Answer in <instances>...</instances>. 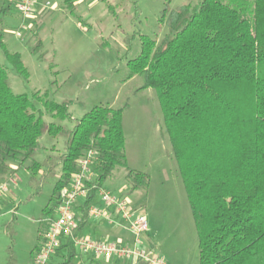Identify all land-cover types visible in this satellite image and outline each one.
I'll list each match as a JSON object with an SVG mask.
<instances>
[{
  "label": "trees",
  "instance_id": "1",
  "mask_svg": "<svg viewBox=\"0 0 264 264\" xmlns=\"http://www.w3.org/2000/svg\"><path fill=\"white\" fill-rule=\"evenodd\" d=\"M171 1L161 18L168 34L160 43L142 37L139 55L127 64V80L142 76L138 92L154 89L158 95L197 231L199 264H264V0H201L177 10L170 9ZM64 4L75 7L73 0ZM10 10L11 5L0 9V18ZM1 25L0 20V30ZM5 56L28 78L18 53L5 49ZM33 98L41 100L36 94ZM71 105L44 102L45 111L62 122L70 118ZM123 115L124 108L98 106L73 128L47 125L28 95L13 92L7 69L0 65V180L18 172L13 162L33 159L45 134L65 139L64 155L33 159L29 167V183L39 194L61 166L43 211L44 232L77 160L88 150H96L98 159L95 188L80 208V231L89 225V207L99 189L118 168L127 170L132 192L149 188L150 176L128 167ZM16 220L14 214L8 225L11 239ZM9 252L7 264H15ZM56 255L60 264H74L80 256L70 240Z\"/></svg>",
  "mask_w": 264,
  "mask_h": 264
},
{
  "label": "rangeland",
  "instance_id": "2",
  "mask_svg": "<svg viewBox=\"0 0 264 264\" xmlns=\"http://www.w3.org/2000/svg\"><path fill=\"white\" fill-rule=\"evenodd\" d=\"M74 1L75 7L69 10L63 0H37L34 15L24 18L18 12V0H13L10 12L0 18V65L7 69L13 92L28 95L43 112L47 125L73 128L95 107L124 108L128 167L148 174L150 186L132 192L127 170L118 168L105 187L117 195H130L133 205L140 207L149 224L146 237L156 244L157 254L171 264H199L197 231L158 95L154 89L138 92L144 84L142 76L127 80V64L139 55L142 37L160 43L168 34V27L161 22L167 0ZM200 1L172 0L170 9L195 7ZM3 6L0 1V8ZM18 32L22 38L17 37ZM5 49L21 56L28 78L20 76L7 61ZM34 94L41 100L34 99ZM46 100L59 104L71 101L70 118L65 122L52 118L45 111ZM39 146L33 156L38 162L66 152L65 139L48 134ZM33 159L13 162L18 175L11 182L9 176L1 180L8 182V193L0 205V264H7L10 248L15 264H31L44 232L47 216L43 211L61 166L56 168L57 177L44 183L37 194V188L29 183ZM14 214L17 220L11 239L7 229ZM61 261L56 255L52 264ZM111 263L83 255L74 262ZM120 263L131 264H114Z\"/></svg>",
  "mask_w": 264,
  "mask_h": 264
},
{
  "label": "built area",
  "instance_id": "3",
  "mask_svg": "<svg viewBox=\"0 0 264 264\" xmlns=\"http://www.w3.org/2000/svg\"><path fill=\"white\" fill-rule=\"evenodd\" d=\"M46 5L49 6L50 3L47 2ZM17 7L22 17L30 18L34 15L37 0H18ZM17 37L22 38V34L18 32ZM97 159V151L88 150L77 160V170L68 186L61 190L60 204L49 228L42 233L33 264H51L57 250L67 240L74 244L80 255L92 256L107 262L169 264L147 243L149 224L142 211L133 205L129 196L117 195L104 186L97 193L102 206L97 205L95 201L92 202L88 219L104 221L111 225L123 224L130 234V241L123 243L96 240L79 230L83 216L80 208L95 188L94 165ZM7 193L8 182L0 180V205Z\"/></svg>",
  "mask_w": 264,
  "mask_h": 264
},
{
  "label": "crops",
  "instance_id": "4",
  "mask_svg": "<svg viewBox=\"0 0 264 264\" xmlns=\"http://www.w3.org/2000/svg\"><path fill=\"white\" fill-rule=\"evenodd\" d=\"M0 1H1V4L4 5L2 8H6L9 5H11V8H12L13 4H15V3H13V0H0ZM73 2H74V5H76V2L74 0H73ZM2 8H0V9H2ZM40 10H41V8H40ZM11 168L16 170L17 167H15L14 164H11ZM18 172H19V170H18ZM18 172L15 175H9V181L10 182L14 181V178L18 175ZM105 186L106 185H104V188H106ZM134 192H137V191H134ZM94 201L97 205L102 206V203L98 197H96V199ZM135 207L140 209L139 206H135ZM81 221H82V219H81ZM81 232H83L85 235L90 236L96 240H108V241L123 242V243H126V242L128 243L130 241V234L126 230V227L123 224L111 225V224H108L107 222L100 221V220H89V225L87 227H85ZM146 240H147V243H149L152 247L156 248L155 243L153 244V242L150 241V239H148V238H146ZM104 262H107V261H104ZM111 262H113L111 264H114L115 262L117 263V262H124V261H111ZM131 264H140V263H131ZM169 264H171V263H169Z\"/></svg>",
  "mask_w": 264,
  "mask_h": 264
}]
</instances>
